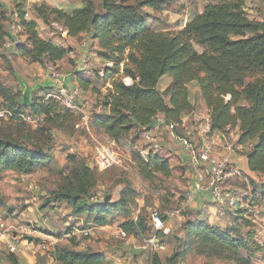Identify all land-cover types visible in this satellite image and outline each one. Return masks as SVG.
I'll use <instances>...</instances> for the list:
<instances>
[{
  "label": "trees",
  "instance_id": "obj_1",
  "mask_svg": "<svg viewBox=\"0 0 264 264\" xmlns=\"http://www.w3.org/2000/svg\"><path fill=\"white\" fill-rule=\"evenodd\" d=\"M170 2L145 0L132 4L126 0H102L98 5L93 0H85L82 7L70 13L47 5L34 7L44 26L52 28V23H57L65 29L64 45L42 37L35 21L26 19L25 11L18 5L15 11L19 12L25 36L16 49L34 62L51 64L57 69L64 60L72 70L70 43L87 35L97 57L110 63L103 69L102 77L110 87L101 93L94 85L99 77L94 79L78 70L74 81L82 90L91 88L99 94L102 113L92 116L91 122L114 143L127 137L132 145L139 138L142 140L141 132L155 118L160 130L170 122L181 125L184 116L195 109L188 87L195 82L207 108L209 132L226 133L237 128L234 145L248 148L244 152L248 169L264 174V19L249 17L245 0H216L205 4L201 12L195 13L178 30L152 29L139 7H161ZM9 20L0 3L1 41L8 35ZM165 75L170 81L164 90H159L156 86ZM123 78H129L131 84L124 83ZM52 90L34 95L25 106L19 101L20 93L0 83V97L7 109L43 117L37 127L7 123L10 131L0 133V168L32 172L49 157L47 146L53 138V126L49 123L58 120L76 123L75 113L55 99L45 97ZM159 150L148 151L146 157L138 151L133 153L139 175L149 182L156 174L167 177L172 171L171 156ZM68 157L72 162L70 173L46 203L64 202L75 215L93 216L99 226L106 224L105 214L117 210L125 218L120 224L122 231L134 237L148 235L147 220L139 214L130 217L127 195L118 201H111L106 193L96 197L92 190L96 168L78 161L75 154ZM183 163L180 166L186 173L190 168L186 161ZM241 177V173L233 176L225 182V187H242L238 185ZM243 188L248 189L249 197L252 190L248 186ZM243 208L233 209L241 217L246 212ZM183 232L195 252L206 258L201 264H254L253 254L262 250V244L252 239L253 233H242L238 224L223 228L187 217ZM159 236L162 238L163 233ZM53 256L57 264H107L101 253L66 246L56 247ZM180 256L174 252L163 263L157 252H151L150 264H177Z\"/></svg>",
  "mask_w": 264,
  "mask_h": 264
},
{
  "label": "rangeland",
  "instance_id": "obj_2",
  "mask_svg": "<svg viewBox=\"0 0 264 264\" xmlns=\"http://www.w3.org/2000/svg\"><path fill=\"white\" fill-rule=\"evenodd\" d=\"M84 1L0 0V3L9 18L12 17L13 12H16L15 7L20 5L21 11L27 13L24 17L35 21L42 37L64 45L65 29L57 23H52V28L44 26L42 19L34 12V7L47 5L70 13L82 7ZM93 1L100 5L102 0ZM126 1L138 4L145 0ZM212 1L216 0H171L161 7L142 5L139 9L152 29L175 31L182 28L195 13L201 12L203 6ZM97 9L100 11V6ZM245 9L250 17L264 19V0H245ZM76 41L79 46L84 44V57L90 63L89 74L94 79L96 77L100 79L95 82V88L105 93L110 84L102 80L103 69L110 66V63L98 59L95 47L87 35L79 36ZM1 44L0 40V46ZM81 54L79 50L73 48L70 57L74 65ZM0 57V83L18 94L20 83L26 84L39 79V65L45 69L44 64L32 61L19 49L11 52L0 50ZM74 65H71L72 69ZM58 67L61 71L68 69L64 60L59 62ZM169 80L168 75L163 76L158 87L163 88ZM123 81L126 84L132 82L126 78H123ZM189 89L190 98L195 105L194 122L197 124L203 122L205 127L206 112L205 108L200 106L202 101L200 95L194 92L192 86ZM92 94H96L95 98H92ZM98 96L99 94L91 88L84 94V104L90 113L88 129L85 126H75L79 122L78 116L75 124L72 120L49 123L53 126V138L47 146L48 150L46 149L49 157L32 172L23 173L12 168H0V264H57L53 253L59 246L102 252L107 264H150L152 250L146 246L145 251H140L133 247L131 235L128 233L126 236L121 235L120 224L125 218L120 211L111 210L110 213L105 214L106 224L99 226L95 224L93 216L75 215L71 207L64 202L46 203L50 194L65 182L66 175L70 173L72 162L68 155L75 154L78 161L95 169L94 147L98 143L109 146L118 162L103 171L96 169L95 186L92 189L94 195L99 198L106 193L111 196V201H118L120 197L127 195L131 218L139 214L147 220L150 213L157 210L169 229V232L161 238L167 244L166 248L157 251L163 263L174 252L181 254L177 264H201L207 261L204 256L195 252L183 232V224L187 217L195 219L198 215L204 216L207 209L204 207L199 209L195 204L189 205L185 202L187 175L180 166L184 157L180 145L162 134L164 145L162 144L159 152L171 156V174L167 177L156 174L151 182L143 179L139 175L133 153L138 151L141 156L146 157L148 153V150L144 152L147 149L146 144L139 138L137 143L132 145L128 137L114 143L103 134L97 125L91 122L92 116L102 113ZM6 108H8L7 104L0 97V110ZM191 119L192 117L187 119L185 126ZM9 122L29 125L18 118L0 117V133L10 131L7 128ZM184 129L179 128L178 132L186 134ZM253 179L243 177L238 182V185L248 186L252 190L244 204L243 209L246 212L241 217L232 208L211 204L216 206L215 211L219 215L215 224L223 228L238 224L241 225L242 233H253L252 239L262 244V250L253 254V262L264 264V174H258ZM84 230H90L89 234L85 235ZM135 239L134 244L146 245L147 233L139 234ZM10 243L15 245L14 251L10 250Z\"/></svg>",
  "mask_w": 264,
  "mask_h": 264
},
{
  "label": "built area",
  "instance_id": "obj_3",
  "mask_svg": "<svg viewBox=\"0 0 264 264\" xmlns=\"http://www.w3.org/2000/svg\"><path fill=\"white\" fill-rule=\"evenodd\" d=\"M24 15L27 16V13ZM24 36L20 17L17 12H13L8 23V35L2 41L0 50L7 52L15 50L22 43ZM45 69L50 77L57 82V85L45 97L55 99L72 113H75L79 117V122L75 125L76 127L85 126L88 129L90 113L88 107L84 104L82 89L78 86H67L60 82L61 74L55 66L46 64ZM76 70L87 75L89 65L85 57H82L76 64ZM0 117L5 119L18 118L33 127H37L43 121V117L40 115H32L29 112L13 113L7 108L0 110ZM181 127L182 123L178 125L170 122L164 125L163 130L157 127L143 130L141 138L147 147L144 152H147V150H159L162 147V134L166 135L180 145L186 163L192 171L187 176V189L185 193V202L187 204L196 205L198 203L200 207H205L208 204L215 203L232 209L238 206L243 207L249 195L248 189L243 187H225L227 180L240 174L239 169L236 168L229 156H219L216 154L214 144L208 139L206 132L200 131L199 138L193 140L189 134L178 132V129ZM94 162V167L98 171H103L117 163L118 159L109 146L98 143L94 147ZM199 192H203L206 195L200 201L197 200ZM147 225L150 227V231L145 240L146 245L144 246H148L152 252L165 249L166 245L161 240L159 233L161 232L163 235H166L169 229L157 210L150 213ZM83 232L85 235H88L90 230H84ZM121 233L122 235L126 234L124 231H121ZM9 248L11 251H14L15 245L10 243Z\"/></svg>",
  "mask_w": 264,
  "mask_h": 264
},
{
  "label": "crops",
  "instance_id": "obj_4",
  "mask_svg": "<svg viewBox=\"0 0 264 264\" xmlns=\"http://www.w3.org/2000/svg\"><path fill=\"white\" fill-rule=\"evenodd\" d=\"M249 17H250V15H249ZM251 18H252V16H251ZM70 44H71V46L73 48H75L76 50H79V52L82 53L81 57L77 61H75L76 62L75 65H76L81 60V58L84 57L85 47H84L83 43L79 46L77 41H72ZM99 60H101V59H99ZM89 64L90 63H88V65ZM75 65H74V69H72V70L70 68L66 69L65 71H61L60 69H58V71L61 74L60 82H62L63 84H65L67 86H77V84L74 81V77H75V73H76L75 72L76 71V66ZM38 73H39L38 74L39 79H34V80H32V81H30V82H28L26 84L25 83H22V84L20 83V86H19V89H20L19 100H20L21 104L29 105L30 102H31V99H32V97L34 95L43 94V93L47 92V89H49V88L53 89L57 85V82L54 81L50 77V75L48 74L47 70L46 69H42V67L40 65L38 66ZM87 75L92 77L89 74V72L87 73ZM169 81H166V85L169 83ZM108 83L109 82H107V84ZM158 84H157L156 87L159 90H164V88L166 87V85H165L163 88H159ZM191 86H192L194 92H198L199 93V88H198V86H197V84L195 82H191L188 85V87H191ZM82 91H83V94H86L90 90H82ZM199 95H200V93H199ZM91 96H92V98H95L96 94H92ZM200 98L202 100V101H200V106L202 108H205V112H206L205 127L203 126V122L202 123L200 122L198 124L196 122H194L195 119H196L195 118L196 112H192L190 115L188 114V115L184 116V118L182 120L183 122H182L181 129L185 128L184 129L185 132L187 134H189L190 137L193 140H197L199 138L198 136H199L200 131L206 132V136L214 144V150H215L216 154L219 155V156H223V155L229 156V158L234 163L236 168H238L240 173L242 174L241 178H243L244 176L248 177V178H251V179L256 177L258 174L254 173V172H251L248 169V166H247V158H246L244 152H246L248 148H244V149L242 147H238L237 148L234 145L235 139L237 137V128L228 129L226 131V133L209 132L210 123H209L207 108H206V106L204 104V101H203L201 95H200ZM190 117H192V119L188 123L190 127H188V124H186L187 126H185V123L187 122V119L189 120ZM162 144H163V142H162ZM184 158L185 157H183L182 160L185 162L186 160ZM183 161H182V163H183ZM190 172H192V171L190 169H188V171H186V175L189 176L191 174ZM205 196L206 195L203 194V192H199L197 194V200L200 201L201 199L205 198ZM196 206L199 209L201 208L198 203H196ZM204 208L207 209L206 213L204 212L205 213L204 216H201V215L197 216L196 215L197 217H195V218L206 220L210 224H215V221L217 219H219V215L215 211V210H217L216 206H214L212 204H208ZM120 232H121V230H120ZM128 235H130V234H128ZM125 236H126V234H125ZM135 238L136 237L131 235V243L133 242L132 243L133 247L140 249V251H142V250L145 251L144 249L146 247L143 244L142 245L141 244L140 245L134 244L136 242ZM165 245L167 246L166 243H165ZM94 253H96V252H94ZM100 253L104 255V253H102V252H100ZM134 253L138 254L139 252H134Z\"/></svg>",
  "mask_w": 264,
  "mask_h": 264
},
{
  "label": "water",
  "instance_id": "obj_5",
  "mask_svg": "<svg viewBox=\"0 0 264 264\" xmlns=\"http://www.w3.org/2000/svg\"><path fill=\"white\" fill-rule=\"evenodd\" d=\"M157 125H158V119L155 118L147 125V129L155 128L157 127Z\"/></svg>",
  "mask_w": 264,
  "mask_h": 264
},
{
  "label": "bare ground",
  "instance_id": "obj_6",
  "mask_svg": "<svg viewBox=\"0 0 264 264\" xmlns=\"http://www.w3.org/2000/svg\"><path fill=\"white\" fill-rule=\"evenodd\" d=\"M127 80H130L129 78H126Z\"/></svg>",
  "mask_w": 264,
  "mask_h": 264
}]
</instances>
